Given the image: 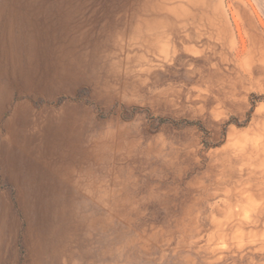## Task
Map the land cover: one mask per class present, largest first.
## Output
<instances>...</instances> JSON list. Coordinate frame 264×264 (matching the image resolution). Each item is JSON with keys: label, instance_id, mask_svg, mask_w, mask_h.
I'll use <instances>...</instances> for the list:
<instances>
[{"label": "rangeland", "instance_id": "1", "mask_svg": "<svg viewBox=\"0 0 264 264\" xmlns=\"http://www.w3.org/2000/svg\"><path fill=\"white\" fill-rule=\"evenodd\" d=\"M0 264H264V0H0Z\"/></svg>", "mask_w": 264, "mask_h": 264}, {"label": "trees", "instance_id": "2", "mask_svg": "<svg viewBox=\"0 0 264 264\" xmlns=\"http://www.w3.org/2000/svg\"><path fill=\"white\" fill-rule=\"evenodd\" d=\"M159 121L163 122L164 120H162V119H159ZM188 124H189V123H188Z\"/></svg>", "mask_w": 264, "mask_h": 264}]
</instances>
